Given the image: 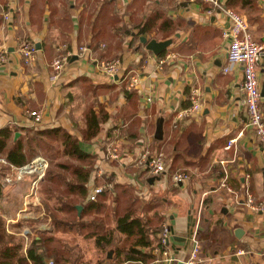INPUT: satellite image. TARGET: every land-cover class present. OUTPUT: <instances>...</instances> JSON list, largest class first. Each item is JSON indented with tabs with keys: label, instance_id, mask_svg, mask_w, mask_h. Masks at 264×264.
I'll list each match as a JSON object with an SVG mask.
<instances>
[{
	"label": "crops",
	"instance_id": "crops-1",
	"mask_svg": "<svg viewBox=\"0 0 264 264\" xmlns=\"http://www.w3.org/2000/svg\"><path fill=\"white\" fill-rule=\"evenodd\" d=\"M218 1L225 6L228 0ZM253 1L255 8L239 11L252 38L264 44V0ZM132 2L0 0V52H7L0 64V129L21 128L14 137L18 139L31 127L63 128L80 140L85 109L95 104L94 111L99 113L101 106L107 117L100 132L90 143L80 144L96 166L88 194L104 183L102 176L95 175L101 169L114 183L161 196L158 211L170 229L167 250L171 261L154 256L152 264H185L194 242L199 247L194 264H264V211L254 212L244 204L246 187L256 202L264 201V160L254 130L247 124L240 91L242 68L233 65L223 72L227 66L223 32L229 21L206 0H157L160 10L180 25L166 49L174 57L158 69L162 57L145 50L139 40L145 37L149 41L150 36L132 39L134 31L119 46L120 39L110 37L114 27H131L150 9L147 1L148 8L142 12L126 10ZM97 17L95 27L105 25L106 29L96 36L93 21ZM106 37L107 44L102 42ZM23 39L37 48L35 60L28 66L17 52ZM83 45L89 47L91 56L71 58L57 80L51 81L49 64L57 50L65 46L75 51ZM113 59L120 61V70L111 78L98 65ZM134 75L139 83L129 87ZM257 78L262 87L264 62L257 66ZM192 87L200 89L201 111L176 121ZM29 111L40 113L39 124L32 123ZM261 112L264 117V98ZM158 118H163L161 141L154 138ZM111 141L119 149L117 162L106 159ZM145 150L164 153L163 174L147 176L143 172L137 162ZM179 172L188 175L180 185L172 181ZM6 174L0 168V217L9 233L22 237V253L33 239L52 235L73 248L78 264H114V250L108 257L106 249L96 247L93 239H84L74 229L55 230L43 209L41 194L38 204L24 207L32 176L5 184ZM150 178L154 179L151 183ZM222 180L231 192L220 186ZM109 202L107 199L105 204ZM117 237L115 234L114 239ZM157 238L158 234L152 237L153 249L159 247Z\"/></svg>",
	"mask_w": 264,
	"mask_h": 264
},
{
	"label": "trees",
	"instance_id": "trees-1",
	"mask_svg": "<svg viewBox=\"0 0 264 264\" xmlns=\"http://www.w3.org/2000/svg\"><path fill=\"white\" fill-rule=\"evenodd\" d=\"M147 1L150 2V9L131 27H112L110 37L115 39L117 36L120 39L117 46L131 37L134 31L132 39L150 36V39L164 41L174 37L180 27L179 22L168 18L160 10L157 0H133L126 10L142 12L148 8ZM225 7L233 10L253 9L255 3L253 0H228ZM99 18L93 21V32L97 29L96 36L106 29L105 25L95 27V21ZM168 51L165 50L158 58L165 56ZM94 106H88L83 113L84 126L79 130L80 140L63 128L39 130L31 127L18 139H14V134L21 128H1L0 158H4L7 165L0 168L8 173L11 166L22 167L35 156L44 157L48 161V168L41 184V193L44 192L48 199H42V206L51 217L55 230L74 229L84 239H93L96 247L107 252L114 250V264H152L155 260L152 237L159 235L164 223V217L158 211L163 204L161 199L152 197L141 203L138 195H135V187L114 183L107 173L102 177L112 184V189L103 191L93 200L89 198L87 185L96 166L93 156L84 152L80 144L90 143L100 132L107 117L101 106L99 113L94 111ZM174 160L171 162L172 167ZM1 194L0 179V197ZM53 196L55 203L50 204L48 201ZM107 199L110 201L108 205L105 204ZM78 206L82 207L80 212ZM115 234L119 235L116 239ZM22 248V237L9 233L4 219L0 217V264H45L49 259H52L53 264H78L68 256L69 252L64 250L62 242L52 235L33 239L25 254Z\"/></svg>",
	"mask_w": 264,
	"mask_h": 264
},
{
	"label": "built area",
	"instance_id": "built-area-1",
	"mask_svg": "<svg viewBox=\"0 0 264 264\" xmlns=\"http://www.w3.org/2000/svg\"><path fill=\"white\" fill-rule=\"evenodd\" d=\"M210 2L214 9H217L229 21V27L223 32V37L227 41V66L223 69L226 73L233 65H240L242 68V82L240 91L243 98L247 112V124L254 130L260 145L264 160V117L261 112V87L257 78V66L264 62V44L256 42L248 28L246 19L236 11L226 8L219 3L218 0H206ZM212 11H209L210 14ZM6 18V17H5ZM17 52L23 65H31L35 60L37 52L36 45L28 39H23L19 45ZM7 52L2 49L0 52V64L6 60ZM91 56L89 47L83 45L79 46L75 51L67 49L62 46L57 50L56 56L51 60L49 68L51 70L50 80L56 81L61 73L65 70L69 60L73 57L77 59ZM173 54H166L164 57L158 59V69L171 58ZM99 70L109 77H114L120 70V61L117 59L101 61L98 65ZM139 83L137 76L130 78L129 87L136 86ZM201 92L197 87H192L188 96V106L181 110L177 116V120H182L187 117L197 115L201 111ZM28 117L34 125L41 122V115L37 111L27 112ZM105 155L107 161H119L120 153L115 141H111L106 146ZM137 164L145 170L147 176H158L165 172L166 161L163 152L151 153L145 150L139 157ZM7 165L4 158H0V166ZM48 168V161L38 155L32 158L26 165L22 167H10V171L4 176L3 182L11 184L13 181H21L25 176H32L28 193L24 196V207L38 204V186L45 177ZM105 171L98 169L96 176L101 177L105 175ZM188 175L182 172L176 173L172 176V181L175 184L187 181ZM221 187L229 192L231 190L227 187L225 180L221 181ZM112 189V184L109 181H104L100 186H95L90 191L89 198L93 200L98 194L103 191ZM245 206L250 210L256 212L264 211V201L256 202L253 195L249 192L248 187L245 190ZM170 229L164 222L161 225V230L158 235L159 247L152 249V254L160 259L168 262L171 258L168 255L167 245L169 240ZM198 245L194 242L193 251L190 258L185 264H194L197 259ZM45 264H53L52 261H46Z\"/></svg>",
	"mask_w": 264,
	"mask_h": 264
},
{
	"label": "water",
	"instance_id": "water-1",
	"mask_svg": "<svg viewBox=\"0 0 264 264\" xmlns=\"http://www.w3.org/2000/svg\"><path fill=\"white\" fill-rule=\"evenodd\" d=\"M178 36V35H177ZM140 43L145 46V50L153 53L155 56H159L163 53L169 46L172 44V39H167L164 41H157L155 39L147 40L145 37L139 38ZM261 97L264 98V84L261 87ZM163 118H158L156 121L154 138L158 141H161L163 138ZM18 133H15L14 137H18ZM154 179L150 178L149 183H151ZM180 185V184H179ZM263 193H264V179H263ZM77 210L80 211L81 207H77ZM111 252H108V257H110Z\"/></svg>",
	"mask_w": 264,
	"mask_h": 264
},
{
	"label": "rangeland",
	"instance_id": "rangeland-1",
	"mask_svg": "<svg viewBox=\"0 0 264 264\" xmlns=\"http://www.w3.org/2000/svg\"><path fill=\"white\" fill-rule=\"evenodd\" d=\"M96 4H94L93 6H90V8H95L96 6H95ZM233 10V9H232ZM91 11V10H90ZM234 11H236L237 13H239L240 15H242V16H244L239 10H234ZM89 13V12H88ZM244 18H245V16H244ZM104 21V20H103ZM105 40V41H104ZM102 42L103 43H105V44H107L108 42H109V37H106L105 39H104ZM111 43H109V45H110ZM160 152H162V151H160ZM47 160V159H46ZM44 179V178H43ZM44 181V180H43ZM42 181V182H43ZM43 184V183H42ZM41 184H40V186H38V193L39 194H41V196H42V199H48V198H46V194H44V192L43 193H41ZM43 189H44V187H43ZM143 192V191H142ZM142 192L140 193V191H137L136 193H135V195H138V198H139V201L141 202V203H145V201H148L150 198H152L151 196L152 195H156V194H154L152 191H144L143 193H145L144 195H142ZM154 198H156V199H158V200H160V198H161V196L159 195L158 196V194L156 195V196H154ZM50 201H48L50 204H54L55 203V197L53 196L52 198H50L49 199ZM160 209H162V207H160ZM61 241V240H60ZM62 245H64L63 244V242H62ZM65 246V251H67V252H69V254H68V256L74 261V255H75V251L73 250V248L72 247H70V246H66V245H64ZM47 261H52V259H49V260H47ZM53 262V261H52Z\"/></svg>",
	"mask_w": 264,
	"mask_h": 264
}]
</instances>
